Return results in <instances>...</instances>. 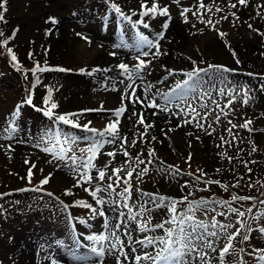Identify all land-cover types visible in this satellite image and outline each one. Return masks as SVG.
<instances>
[{
  "label": "rangeland",
  "instance_id": "obj_1",
  "mask_svg": "<svg viewBox=\"0 0 264 264\" xmlns=\"http://www.w3.org/2000/svg\"><path fill=\"white\" fill-rule=\"evenodd\" d=\"M31 1L0 0L7 8L4 20L0 21V264H29V257L37 254L46 258L35 248L37 246L44 252L49 251L51 260L55 261H60L56 255H69L73 250V254L85 257L92 254V246L98 247L87 237L108 235L118 223L121 228L116 234L123 241V252L127 257L135 258L143 255L145 250L152 251L151 248L144 249L137 241L145 236L162 235L163 230L141 232L137 221L150 217L148 227L151 228L170 219V213L166 208L145 204L150 197L141 193H158L179 200L191 192L190 201H228L233 195L252 196L257 200L237 201L233 207L246 211L256 203L254 213L264 209V205L259 204V200H264V0H247L246 5H240L237 0H202L205 8L200 7L201 0H156L159 8L168 9L167 16H140L142 0H56V8H50V1L44 0L48 7L35 20L26 22L24 8ZM61 2L67 5L57 7ZM152 3L153 0H147L148 7ZM233 3L237 4L235 8L230 7ZM112 4H116L123 15L117 13ZM185 9L190 11L182 16ZM49 18H55L58 23L53 25ZM141 20L149 27L144 28L139 23ZM209 20L211 24L206 23ZM48 23L52 24L51 28ZM59 23L63 33L57 27ZM164 23H168L170 35H173L172 27L180 25L188 38L175 49H168L169 41L164 39L167 48L162 47L161 52L165 59H169L159 64L151 60L137 77L132 70L139 59L149 61L143 55L149 49H146L147 45H139V36L144 35L149 40L154 37L159 41ZM219 33L226 35L221 37ZM59 38L61 42L53 50L54 43L50 40ZM215 40L227 58L211 49L210 42ZM125 45L136 51L119 58L118 49H126ZM94 47L105 50L106 55L96 59L88 55L89 52H82V49L88 51ZM12 55H15V61ZM103 56L109 59L118 57V63L109 65ZM120 64L128 66L132 79L118 67ZM37 65L45 70L33 72ZM208 65L224 66L234 71L208 69L190 81L189 88H175L177 82L188 79L186 73L194 67L207 69ZM57 68L66 71H56ZM169 70H172L171 75ZM49 89L52 95L45 104ZM165 96L169 97L167 101ZM179 96L185 99L181 100ZM29 97L31 105L25 102ZM153 102L157 107L149 106ZM53 103L58 106L51 109L53 116L49 118L43 111L49 110ZM121 107L126 110L117 117L115 111ZM86 109L90 111H84ZM69 113L76 114L69 118L81 127L55 119ZM165 114L168 118L161 116ZM141 115L143 125L138 122ZM116 120L119 124L115 142H105L98 150L94 168L81 169L93 176L91 184L75 187L79 177L72 171L71 160L55 159L50 152L43 151L51 146L50 138L55 144L59 132L61 141L64 135L74 141L64 145L70 149L67 157L87 155L81 150H86L93 140L111 141L113 137L101 138L83 126L103 132ZM246 120L251 121V131L239 127ZM170 122L171 127L165 130ZM144 125L151 127L145 130ZM120 138L135 141V146L126 143L121 148ZM149 149L154 150L151 157ZM124 150L128 151V157L123 155ZM108 152H115L116 156L110 157ZM137 155L145 161L138 167ZM129 165L135 171L130 181L131 197L127 201L116 195L124 190L126 171L120 173L123 179L118 187L114 185L115 192L97 193V198L105 201L103 204H97L89 191L84 190L106 188L112 182L107 179L112 175V169H128ZM145 166L148 172L138 180L136 176ZM29 169L32 171L30 182ZM98 170L105 171V180L96 178ZM165 170L179 171L172 176ZM49 176V182L42 185L41 181ZM112 178L116 179L115 176ZM208 180L220 181V184H206ZM237 183L238 186L234 187ZM249 184L253 187L250 188ZM221 185H227V190ZM66 190H71L72 194L66 195ZM78 201L102 210L105 215L94 216L90 208L79 206ZM125 202L129 207H123ZM142 205L150 211L137 216L136 220L129 219V208L135 214ZM186 209L187 203L177 204L178 213ZM195 215L197 220L207 222L214 213L205 215L198 211ZM217 219L222 223H235L237 217L217 216ZM247 219L253 228L250 239L241 242L237 237L233 241L234 251L225 257V264H258V253L253 250L264 249V235L257 230L264 226V218L259 221ZM105 221L109 223L108 229L104 228ZM78 240L89 249L78 248ZM26 242L32 246L33 252L22 258L13 251V244L21 249ZM226 242L223 237L217 240L216 252L204 249L208 252V264H220L219 249ZM117 257L121 264H136L134 258L129 261L117 252H106L104 259H108L106 264H117ZM185 259L191 260V257ZM37 261L42 263L39 259ZM97 262L95 256L87 264ZM141 264L148 262L142 261ZM191 264L200 262L197 258L191 260Z\"/></svg>",
  "mask_w": 264,
  "mask_h": 264
},
{
  "label": "snow or ice",
  "instance_id": "obj_2",
  "mask_svg": "<svg viewBox=\"0 0 264 264\" xmlns=\"http://www.w3.org/2000/svg\"><path fill=\"white\" fill-rule=\"evenodd\" d=\"M6 2V0H5ZM237 3L240 5H246L247 0H237ZM237 6L236 3H233L230 5V7L235 8ZM111 7L117 12L123 15L121 12V9L116 5L112 4ZM201 8H205L206 6L203 4L202 0L200 3ZM141 8L143 11L140 12V16H149L150 14L152 16L160 15V16H167L168 15V9L166 7L159 8L156 0H153V3L151 7H148L147 0H142ZM217 11H222V9L217 8ZM7 11V8L5 7L4 2H0V21L4 20V12ZM190 11V9H185L184 12H181V15L184 16L185 12ZM208 11H211L209 8ZM135 15V13H133ZM196 13H193L195 15ZM233 15H235L233 13ZM125 19H129V17L125 16ZM224 19H227V17H223ZM50 22L53 24L58 23V21L55 18H49ZM187 18L185 17V20ZM205 22V21H201ZM139 23L143 24L144 28H148L149 25L145 23L143 20L139 21ZM206 23L211 24V20L207 21ZM163 29L168 28V23H164L162 25ZM251 27V25H249ZM2 35V33H0ZM77 35H81L80 33H77ZM221 37L226 35V33H219ZM159 37L163 39V32L159 33ZM86 39V37H84ZM5 44H7V40L4 41ZM139 45H148L149 48L155 47L156 51L152 53L154 57L161 55L159 50L158 44H153V41L149 40L148 37L144 35L139 36ZM9 52L11 50L9 49ZM114 55V53H110ZM143 55L147 56L149 55L148 52H144ZM235 55V53H233ZM12 60L15 61L16 57L15 55H12ZM150 63V61H145L143 59H139V63L133 68L132 73H135L137 77H139L140 73L147 67V64ZM237 63L239 61L237 60ZM193 64H195V61H193ZM119 68L123 69L125 74L129 76V79H132V73H129L128 66L125 64L118 65ZM208 69H215L217 71L222 72H230L234 71L233 69H228L224 66H218V65H208L207 69H202L199 67H194L191 71L186 73L187 80H184L182 82H177L175 88L176 89H185L189 88V82L193 81L194 78H198L199 74L202 72H207ZM44 71L45 69L40 68L39 65L36 66L32 71ZM56 71H66V69L63 68H57ZM81 71H84L83 69ZM93 71H96L94 69ZM169 74H172V70H169ZM131 87V85H129ZM195 89L193 88V91ZM52 95V90H48V98L45 99V104L48 103V99ZM132 95H135V89L132 90ZM181 100H184L185 97L179 96L178 97ZM139 99V98H137ZM164 99L167 101L169 99L168 96H165ZM27 104L31 105L32 100L31 97H29L26 101ZM142 102V101H141ZM247 103V99L244 101ZM231 103V100L229 101ZM58 105L55 103L51 104V108L47 111H43V114L49 118H52L53 112L51 109H55ZM150 107H157V105L153 102L149 104ZM206 106V105H205ZM219 107V105H217ZM39 110V109H38ZM126 109L124 107H121L115 111V115L117 117L121 116L123 112ZM167 110V109H162ZM84 111H90V110H84ZM193 111H195L193 109ZM75 113H69L64 115L56 116L55 119L57 121L63 122L64 124H70L73 127H81L78 123H75L72 119L69 117L75 116ZM133 115H136V113H133ZM199 115V113H197ZM219 119V117H217ZM140 124H144L143 116L141 115L139 121ZM231 123V121H229ZM118 124L119 120H116L112 123H110L107 128L103 132H98L96 129H88L87 125H84L83 127L86 128L88 131L95 133L97 136L103 138L106 135H111L113 137V140L111 141H104L101 140H93L91 145L85 150L82 149V153H87V155H81L80 157H77L75 154H73L71 157H67V152L70 151L69 148L64 147L65 144H70L73 141L72 137H69L67 135H64L63 141L60 140L61 133H56V139L55 144L51 143V138L49 139V144L51 146L45 147L43 151L50 152L55 159L65 160L70 159L71 163L73 165L72 171L76 172L78 174V179L76 181L75 187H83L85 184H91L93 180V176L89 173V171H81L83 170H90L95 167L93 161L96 158V155L98 153V150L103 146L105 142L107 143H114L116 138L118 137ZM249 124H251L250 120H246L243 124L239 125L241 128L248 129ZM145 130L151 125H144ZM202 127V125H198ZM233 128L237 127V125H232ZM8 129H6L7 131ZM14 131V129H12ZM231 133V129L228 130ZM210 134V133H209ZM10 138V137H8ZM43 137H41V140L43 141ZM122 140L121 148L124 147V144L131 143L132 146H135V141L129 142L127 138H120ZM153 140L156 139V137H152ZM221 140H223V137H221ZM255 151V148L252 149ZM108 156L115 157V152H108ZM123 155L128 157L129 153L127 150L123 151ZM148 155L151 157L154 155V150L149 149ZM137 161V167L139 164H144L145 161L140 158L139 155L135 157ZM27 163V161H26ZM148 163H151V160L148 161ZM35 167V165H33ZM105 167H108V165H105ZM122 171H126L127 178L123 179L120 176V173ZM135 171L134 168H131L129 165L128 169L123 168H113L112 169V175L108 176L107 179L109 181H112L111 183H108L106 188L101 189L100 187H96L95 189H88L84 188L85 191H89L90 195L96 200L97 204H103L105 201L103 199L97 198V193L100 191H109L110 193H113L116 191V187L119 186L121 180L123 179V184L125 185L123 192L116 193V195L123 200L127 201L131 197V190L132 185L130 183L133 172ZM169 171V170H165ZM179 170H176V172L169 171V174L172 176H175L178 173ZM201 171V170H198ZM249 172H251V169H248ZM148 172V167L145 166L136 176L138 180L142 179V177ZM189 175H192L189 173ZM32 171L29 169L28 173V179L29 182L31 181ZM106 173L104 170H98L97 179L100 181L105 180ZM113 176L116 177L115 180H113ZM49 177H45L44 180L41 181V184H47L50 180ZM199 179V177H197ZM206 184H220V181H205ZM114 185L116 187H114ZM187 185H185L186 187ZM222 187L227 190V185H221ZM234 187L238 186L233 185ZM250 188L253 187V185H248ZM183 190V189H182ZM206 190V189H201ZM139 191V189H137ZM66 195H71V190H66ZM142 195H147L150 197L148 201H145V204L151 203L156 208H166L168 212L170 213V219L162 221L161 223H158L151 228L148 227V224L150 223V217L147 220H141L137 221L138 229L141 232H155L156 229H162L163 234L162 235H156V236H145L144 239L137 241L138 244H140L144 249L151 248L152 251L145 250L143 255H136L135 256V262L136 264H141L142 261H147L148 264H191V260H195L198 258L200 264H208V261L206 260V257L208 256V252L204 251V249H209L212 252H216L217 249L214 246L215 242L217 240H220L222 237L226 239V243L219 249V258H220V264H225V257L229 255L232 251H234V245L233 241L236 240L237 237H240L241 242H246L250 239V234L253 231V228L248 223V217H250L252 220L259 221L260 219L264 218V209H259L257 212H253V209L257 207L256 203H253L251 207H248L246 211L240 210V208L233 207V203L237 201H256V197L252 196H236L233 195L231 197V200L228 201H217L214 199H201L199 201H190L189 196L192 195L191 192L188 193V195H185L181 197L179 200L175 198H169L162 196L160 194H153V193H141ZM51 195V193H49ZM187 203V209L182 212H177V204H184ZM77 204L82 207L90 208L92 211V214L99 215L103 217L105 213L102 210L92 208L91 205L78 201ZM259 204L264 205V200H259ZM67 207V205H65ZM123 207H129L128 204L125 202L123 204ZM222 209V210H218ZM150 211L148 208L144 207L143 205L140 208V211L132 214V209L129 208V219L136 220L137 216H143L146 212ZM203 211L205 215H208L209 212L214 213L210 217L209 221H203V220H197L196 219V212ZM123 215V213H121ZM235 215L237 217L236 222L232 223H222L217 219V216L225 217L226 219L231 216ZM81 223H84V221H81ZM166 225H169L166 227ZM239 225V227H237ZM108 223L105 221L104 228L108 229ZM121 228V224L118 223L114 225L113 229L109 232L108 235L99 234V235H90L87 237L89 241H92L93 245L90 248L91 253L98 258L99 264H103L104 256L107 253L111 254L113 252H117L121 255L125 256V259H127V254L123 252V241H121L120 237L116 234L117 230ZM261 235H264V226L257 229ZM107 242V243H105ZM119 245V247H118ZM135 251V249H133ZM241 252H243V249H240ZM255 253H258L257 255V261L258 264H264V249H254ZM186 257H191V260H186ZM51 264H57L55 260H52ZM117 264H121L119 258L117 257ZM242 264V262H241Z\"/></svg>",
  "mask_w": 264,
  "mask_h": 264
},
{
  "label": "bare ground",
  "instance_id": "obj_3",
  "mask_svg": "<svg viewBox=\"0 0 264 264\" xmlns=\"http://www.w3.org/2000/svg\"><path fill=\"white\" fill-rule=\"evenodd\" d=\"M50 1V8H56V6L54 5V3L55 2H57L56 0H49ZM58 5L59 6H57V7H62V6H66L67 4L66 3H64V2H61V3H58ZM26 7L24 8V12H25V14H24V19H25V21L26 22H29V21H33V20H35L37 17H39L40 16V14L42 13V10H44L45 9V7L47 8L48 6L46 5V2L44 1V0H36V1H31V3H29L28 5L26 4L25 5ZM34 13V14H33ZM37 16V17H36ZM49 24V23H48ZM50 25H52L51 23L49 24V27H50ZM53 25H56V24H53ZM57 27L59 28V31L61 32L62 31V33H63V29H62V25H61V23H59V24H57ZM51 28V27H50ZM170 28H167V31L165 32V34L163 35V39H160L159 41H156L155 39H154V37H153V39H151V41L153 40V41H155V43H154V45L155 44H158L159 45V50H160V53H161V55H159V56H156V57H154L153 55H152V53H154L155 51H156V48L153 46V47H151V48H149L148 47V45H147V47H146V49H149L148 50V53H149V55H147V56H145L146 57V59L147 60H149V61H151V60H153V63H160V62H166V60H168L169 58H167L166 57V59L163 57V56H165V54H162V52H161V49H162V47H164V48H167V46H165V43H163V40L164 41H169V46H168V49H175V48H178L177 46H179V45H182L186 40H187V38H188V36L185 34L186 33V31H185V33L183 32V30H182V26H180V25H176L175 27H172V29H174L173 31H172V33H173V35H170V30H169ZM16 33V31L14 32V34ZM61 33V34H62ZM14 34H12L13 36H14ZM63 35V34H62ZM61 35V36H62ZM174 36V37H173ZM50 41H52V44L54 43V47H53V50H56V47L58 48V44H60V42H61V40H60V38L57 40V41H55V40H50ZM171 42H173L172 44H171ZM163 43V44H162ZM209 43V42H208ZM134 44V43H133ZM132 44V45H133ZM220 43L217 41V40H215V41H211L210 42V47H211V49H213V51H216V52H218L219 54H221L223 57H225V58H227L226 57V55L223 53V51L221 50V48L219 47L220 45H219ZM135 45V44H134ZM83 48V47H82ZM125 48L126 49H123L122 47H120L118 50V57L119 58H122L121 56H129L131 53H133V52H135L136 50L134 49V48H132L131 46H126L125 45ZM136 48V47H135ZM89 52V54L88 55H90L91 57H93V58H100L101 57V55H106V52H105V50L103 51V50H98L97 48H92V49H90V50H88V51H86V50H83L82 49V52ZM86 54V53H85ZM118 57H115V56H113L112 57V59H109V58H107L106 56H103V60H105L106 58H107V62H109L108 64L109 65H111V63H113L114 65L115 64H117L118 63V61L117 60H119V58ZM142 89H140V91H141ZM261 101H262V98L260 99ZM155 114H157V113H155ZM161 116H166V118H168V115L167 114H165V115H161ZM160 121L162 120L161 118H158ZM171 127V122L168 124V126H166L165 127V130H167L168 128H170ZM158 136H160V135H158ZM109 224V223H108ZM13 246H14V249L15 250H13L15 253H19V255L20 256H22V258L25 256V257H27L26 255H30L31 254V252H33V250L32 249H30V248H32V246L31 245H29V243L28 242H26L25 243V245H24V247L23 248H21V249H18V247H16V245L15 244H13ZM35 248H37L38 250H39V252H40V247L39 246H37V247H35ZM26 252H25V251ZM20 251V252H19ZM28 252V253H27ZM38 256L39 255H31L30 257H29V259L31 260V262L29 263V264H51V262H52V260H49V259H47V258H45V261H46V263L44 262V260L42 259V257L41 256H39V258H40V260H41V262L42 263H39L38 261H37V259H38ZM129 258L130 259H133L134 257H132V256H130V257H128L127 258V260H129ZM66 262H64V263H62V261H60V262H57V264H81V263H84V264H87V263H85V262H80V261H83V260H78V259H75V258H70V257H68V258H65L64 259ZM108 260V259H107ZM107 260H106V258L103 260V264H106V262H107ZM130 261V260H129ZM96 264H99V262L98 263H96Z\"/></svg>",
  "mask_w": 264,
  "mask_h": 264
}]
</instances>
